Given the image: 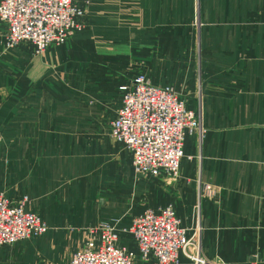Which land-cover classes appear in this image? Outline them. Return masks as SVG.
<instances>
[{"label": "crops", "instance_id": "crops-1", "mask_svg": "<svg viewBox=\"0 0 264 264\" xmlns=\"http://www.w3.org/2000/svg\"><path fill=\"white\" fill-rule=\"evenodd\" d=\"M84 21L36 53L8 46L0 20V193L27 195L48 225L0 247V264H68L91 228L169 203L189 240L177 264H195L196 241L211 264H264V0H89ZM140 73L193 106L201 94L205 133L176 179L136 174L111 135L119 86Z\"/></svg>", "mask_w": 264, "mask_h": 264}, {"label": "built area", "instance_id": "built-area-1", "mask_svg": "<svg viewBox=\"0 0 264 264\" xmlns=\"http://www.w3.org/2000/svg\"><path fill=\"white\" fill-rule=\"evenodd\" d=\"M89 0H0V20L8 25V46L28 42L36 53L52 44H63L86 24ZM121 106L110 122L111 135L132 154L136 174L145 177L180 176L184 146L189 135L203 136L201 94L193 106L172 86L152 82L140 73L119 86ZM201 195H213L205 183ZM200 195V196H201ZM27 195L12 200L0 193V247L43 235L48 225L38 213L28 211ZM200 211V203L197 205ZM129 234L134 246L120 240ZM187 230L172 203L138 214L130 227L101 222L71 255L68 264H135L137 257L149 264H177L188 245ZM195 264H211L202 255L199 242L191 247Z\"/></svg>", "mask_w": 264, "mask_h": 264}, {"label": "water", "instance_id": "water-1", "mask_svg": "<svg viewBox=\"0 0 264 264\" xmlns=\"http://www.w3.org/2000/svg\"><path fill=\"white\" fill-rule=\"evenodd\" d=\"M259 258H256V257H254V256H252V257H250V261H251V263L250 264H255V262H256V260H258Z\"/></svg>", "mask_w": 264, "mask_h": 264}]
</instances>
